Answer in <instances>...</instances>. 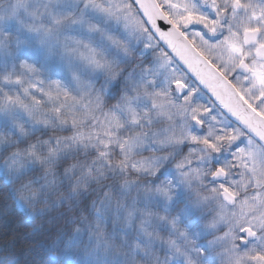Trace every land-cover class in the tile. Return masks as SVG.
I'll use <instances>...</instances> for the list:
<instances>
[{
    "label": "snow or ice",
    "instance_id": "snow-or-ice-1",
    "mask_svg": "<svg viewBox=\"0 0 264 264\" xmlns=\"http://www.w3.org/2000/svg\"><path fill=\"white\" fill-rule=\"evenodd\" d=\"M0 264H264V0H0Z\"/></svg>",
    "mask_w": 264,
    "mask_h": 264
}]
</instances>
